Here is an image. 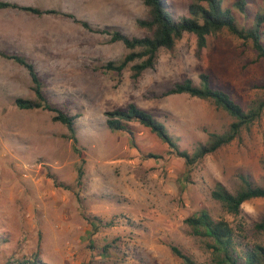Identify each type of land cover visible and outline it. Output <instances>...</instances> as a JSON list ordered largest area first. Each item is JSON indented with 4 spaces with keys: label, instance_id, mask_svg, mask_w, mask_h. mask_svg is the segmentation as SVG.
Returning a JSON list of instances; mask_svg holds the SVG:
<instances>
[{
    "label": "rangeland",
    "instance_id": "rangeland-1",
    "mask_svg": "<svg viewBox=\"0 0 264 264\" xmlns=\"http://www.w3.org/2000/svg\"><path fill=\"white\" fill-rule=\"evenodd\" d=\"M0 1L61 10L130 36L145 34L136 24L147 14L142 0ZM235 1L222 0V6L239 25H250L261 0H247L245 14ZM166 2L178 19L190 0ZM0 51L23 55L36 68L47 100L78 115L76 147L83 153L81 159L67 127L51 119L53 112L16 106V97L35 98L32 81L24 66L0 54V264L34 254L46 264H184L171 246L197 264H212L205 239L184 221L202 209L227 220L242 245H264V229L255 225L264 198L246 200L232 214L210 194L216 183L235 192L240 174L264 183V110L234 140L191 167L138 123H132V137L110 130L105 114L134 103L191 153L233 118L209 100L162 92L185 78L199 84L205 73L246 109L264 98L258 86L264 57L250 40L222 29L198 47L196 36L185 32L171 50L159 49L152 68L133 78L130 66L138 60L121 73L102 67L129 52L106 33L62 15L2 7Z\"/></svg>",
    "mask_w": 264,
    "mask_h": 264
},
{
    "label": "trees",
    "instance_id": "trees-1",
    "mask_svg": "<svg viewBox=\"0 0 264 264\" xmlns=\"http://www.w3.org/2000/svg\"><path fill=\"white\" fill-rule=\"evenodd\" d=\"M142 3L147 7V14L145 17L136 19L137 26L145 31L142 36H130L119 29L95 27L87 20L78 19L71 13L56 9H41L8 1H0V8H17L38 15L43 13L58 14L71 18L75 23L89 31L106 33L109 35L111 42H122L129 52L118 63L108 61L102 67L121 73L129 62L138 60L130 66L133 78L140 76L143 70L152 68L156 63L159 49L171 50L185 32L193 33L196 36L198 47H203L209 35L227 29L240 39L250 40L258 56L264 57V32L262 30L264 26V0H261V6L254 13L251 24L248 26L239 25L234 13L222 6V0H190L187 12L178 19L174 17L166 0H142ZM247 3V0H236L234 5L240 12L245 14ZM0 54L24 66L32 81L35 98L16 97L14 99L16 106L20 109L41 108L53 112L51 119L67 127L69 134L66 137L72 141L73 150L78 152L81 159H83V153L76 147V118L78 115L63 111L47 100L36 68L23 55L3 51H0ZM199 79V84H195L191 78L175 82L165 89L162 95L188 94L209 100L216 107L226 111L233 120L223 132H210L208 140L203 144H199L191 153L180 150L175 138L168 133L165 125L152 113L134 103H129L123 109L116 108L106 111L107 127L110 130L126 132L132 137V123H138L155 133L167 144L170 152L184 159L188 167L193 166L205 155L216 152L219 148L234 140L242 129L250 127L253 122L257 121L264 110V98L252 101L244 109L229 93L214 87L211 84L209 75L201 73ZM258 86L264 89V81L260 82ZM81 174L82 168L79 167L77 177L79 178ZM239 178L241 183L235 192L229 191L221 183H216L210 193L212 198L219 201L224 209L232 214L239 213L241 204L246 200L258 197L264 198V183L257 184L244 174H240ZM52 179L56 182L54 177ZM184 221L194 235L205 239L206 247L212 255V264H264V245H242L238 240V234L234 227L227 220L215 219L206 209H202L196 214L186 217ZM255 225L258 230L264 229V214ZM171 250L182 259L184 264H197L176 246H171ZM4 264L46 263L42 262L37 254H34L28 257L9 258Z\"/></svg>",
    "mask_w": 264,
    "mask_h": 264
}]
</instances>
